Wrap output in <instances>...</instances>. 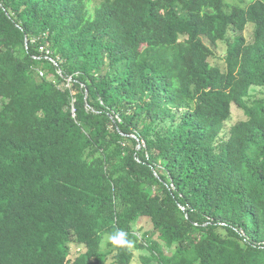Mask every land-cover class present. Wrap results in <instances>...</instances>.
<instances>
[{
	"label": "trees",
	"instance_id": "trees-1",
	"mask_svg": "<svg viewBox=\"0 0 264 264\" xmlns=\"http://www.w3.org/2000/svg\"><path fill=\"white\" fill-rule=\"evenodd\" d=\"M234 1L0 0V264H264V0Z\"/></svg>",
	"mask_w": 264,
	"mask_h": 264
},
{
	"label": "rangeland",
	"instance_id": "rangeland-1",
	"mask_svg": "<svg viewBox=\"0 0 264 264\" xmlns=\"http://www.w3.org/2000/svg\"><path fill=\"white\" fill-rule=\"evenodd\" d=\"M251 0H237V1H234V2H231L233 4H238V5H241V6H245L247 5ZM96 4V2L94 3H91L90 4V9H92L94 7V5ZM251 33H252V27L251 25L248 26L244 32V35L247 39V41H251ZM213 52H214V57L213 58H210L209 59V63L212 65V66H218L220 69H224V56H225V52H226V45L225 43H218V45L215 47V48H212ZM63 87V86H62ZM64 87H67V85H65ZM255 96H254V95ZM252 95L253 97H264V89H254L253 92H252ZM244 119V114L243 112L237 108L236 106L232 105V109H231V116H230V119L229 121L225 124V131L222 133V136L221 138H225L226 137V132L227 130L232 126L234 125L235 123H237L238 121L240 120H243ZM150 227L149 225V222L147 220H142L141 222H139L138 224H136L134 226V233L136 235H141L144 231L148 230ZM107 242H108V239H105L103 242H102V246H101V250L102 252H106L108 251L109 249L107 248ZM69 248H70V253H71V257H75L78 253L80 252H83V247H78L76 246L75 244H70L69 245ZM133 254H134V258L131 262V264H144L141 262L140 260V256H144V255H147L148 253L145 251V250H142V251H133ZM109 263V261H108ZM107 263V264H108ZM152 264H155V263H152Z\"/></svg>",
	"mask_w": 264,
	"mask_h": 264
},
{
	"label": "clouds",
	"instance_id": "clouds-1",
	"mask_svg": "<svg viewBox=\"0 0 264 264\" xmlns=\"http://www.w3.org/2000/svg\"><path fill=\"white\" fill-rule=\"evenodd\" d=\"M124 233H118L116 236H112L111 240L114 244H125L127 241L124 239Z\"/></svg>",
	"mask_w": 264,
	"mask_h": 264
}]
</instances>
